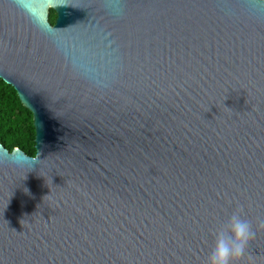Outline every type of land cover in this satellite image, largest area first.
Here are the masks:
<instances>
[{"label":"water","instance_id":"1","mask_svg":"<svg viewBox=\"0 0 264 264\" xmlns=\"http://www.w3.org/2000/svg\"><path fill=\"white\" fill-rule=\"evenodd\" d=\"M0 78V264H206L237 207L264 264V0H0Z\"/></svg>","mask_w":264,"mask_h":264},{"label":"trees","instance_id":"2","mask_svg":"<svg viewBox=\"0 0 264 264\" xmlns=\"http://www.w3.org/2000/svg\"><path fill=\"white\" fill-rule=\"evenodd\" d=\"M56 14L50 9L48 21L55 23ZM35 128L32 113L20 102L15 89L0 78V144L9 151L18 148L34 156Z\"/></svg>","mask_w":264,"mask_h":264},{"label":"clouds","instance_id":"3","mask_svg":"<svg viewBox=\"0 0 264 264\" xmlns=\"http://www.w3.org/2000/svg\"><path fill=\"white\" fill-rule=\"evenodd\" d=\"M241 213L242 209L237 207L227 222L216 230L206 264H238L244 256L255 232L251 223L242 218ZM258 228L264 229V222H261Z\"/></svg>","mask_w":264,"mask_h":264}]
</instances>
